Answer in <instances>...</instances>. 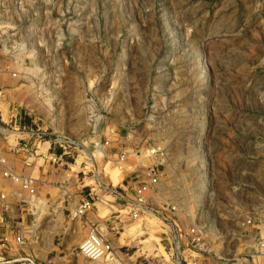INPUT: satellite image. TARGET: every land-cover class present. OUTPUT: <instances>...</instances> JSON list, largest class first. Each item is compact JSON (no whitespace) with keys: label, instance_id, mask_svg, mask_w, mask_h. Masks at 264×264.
<instances>
[{"label":"rangeland","instance_id":"rangeland-1","mask_svg":"<svg viewBox=\"0 0 264 264\" xmlns=\"http://www.w3.org/2000/svg\"><path fill=\"white\" fill-rule=\"evenodd\" d=\"M8 28L0 84L21 126L74 141L61 166L16 161L45 199L18 218L30 256L18 264L70 262L62 229L80 201L106 216L122 179L152 168L205 203L214 235L231 232L226 217L264 213V0H0L1 43ZM124 218L123 264L169 263L165 224ZM88 236L70 247L91 261Z\"/></svg>","mask_w":264,"mask_h":264},{"label":"built area","instance_id":"built-area-1","mask_svg":"<svg viewBox=\"0 0 264 264\" xmlns=\"http://www.w3.org/2000/svg\"><path fill=\"white\" fill-rule=\"evenodd\" d=\"M10 30L8 28L9 33L0 45L10 59H15V42ZM11 74L16 76L13 72ZM6 91L0 84V264H18L30 260V256L23 251L24 234L14 207L20 204L35 218L40 208L37 179L19 170L16 161L22 160L26 165L33 166L28 163L29 160L41 159L61 166L65 157L70 155L69 148L74 141L60 138L47 140L41 134L26 131ZM48 141L56 144L60 150L44 148ZM157 150L152 149L151 154ZM160 176L161 171L157 168H152L149 174L136 176L133 180L134 197L126 198L124 194V211H127L130 219L150 215L165 224L171 242L168 248L171 264H264V213L253 208L244 215L226 217L233 226L231 232L223 233L217 229L214 235L204 218V202L177 200L158 207L149 200L147 194L158 190ZM93 206L91 199H83L75 215L83 216ZM81 250L89 259L102 261L111 256L113 247L102 233L93 229L81 245Z\"/></svg>","mask_w":264,"mask_h":264},{"label":"crops","instance_id":"crops-1","mask_svg":"<svg viewBox=\"0 0 264 264\" xmlns=\"http://www.w3.org/2000/svg\"><path fill=\"white\" fill-rule=\"evenodd\" d=\"M16 114L20 121V113L17 108ZM118 140L115 142L117 146L120 148L121 154H124V135L114 136ZM109 142V141H108ZM109 144V143H108ZM51 147L53 150H60L56 144L51 141H48L44 144V148ZM104 148L101 147V151ZM157 158V157H156ZM160 157L157 158L159 160ZM124 162V159L121 160ZM162 164V161H161ZM34 173V172H33ZM143 176V174H138ZM136 175V176H138ZM136 176H130V178L120 182L118 188H115L110 195V200L107 206L109 213L106 216H100L98 210L88 211L83 217L79 218H69L63 226L62 233L65 236L64 239V254L68 257L71 256L70 262L65 260V264H97L96 261L88 260L85 256L81 253L74 252V249L70 247L72 244L70 243L72 237L74 235L77 236V239L73 242L77 243L78 241L81 242L87 235L91 233L93 229L98 230L102 233L105 237V240L109 242L113 247V252L111 257H115V262L118 260L120 264H123L124 261V204L126 203L124 199V194L126 198H133L134 197V187H133V180ZM9 183L7 181H4ZM171 182H165L160 180V185L158 190L154 192H149L147 197L151 202L158 206L162 207L164 204L170 201H177V200H184L187 203L189 202L187 196L183 194L181 191L177 190L175 184H170ZM43 199L38 194V205H39V213L38 216L43 214ZM82 201V200H81ZM80 201V202H81ZM45 203V201H44ZM24 208L17 203L14 207L15 216L20 218H27L26 214L23 213ZM74 246V245H73ZM70 247V248H69ZM167 264H171L170 261Z\"/></svg>","mask_w":264,"mask_h":264},{"label":"bare ground","instance_id":"bare-ground-1","mask_svg":"<svg viewBox=\"0 0 264 264\" xmlns=\"http://www.w3.org/2000/svg\"><path fill=\"white\" fill-rule=\"evenodd\" d=\"M99 145H100L102 148H103V146H102L100 143L97 144L98 149L101 150V147H100ZM207 179H208V178H207ZM207 181H208V180H207Z\"/></svg>","mask_w":264,"mask_h":264}]
</instances>
